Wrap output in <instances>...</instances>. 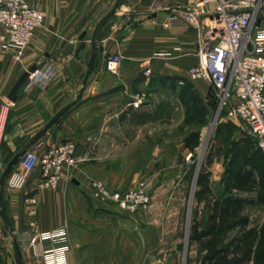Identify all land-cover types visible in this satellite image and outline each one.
I'll use <instances>...</instances> for the list:
<instances>
[{"label":"crops","instance_id":"0c3cea01","mask_svg":"<svg viewBox=\"0 0 264 264\" xmlns=\"http://www.w3.org/2000/svg\"><path fill=\"white\" fill-rule=\"evenodd\" d=\"M29 1L43 12L44 22L24 57L14 62L0 48V107L10 101L9 94L21 75L36 66V74L23 84L10 110L2 161L6 167L84 89L82 99L29 148L41 156L49 147L73 140L78 144V166L63 168L56 188L42 186L39 166L24 189L5 187L9 226L0 217V264H16L14 239L20 245L24 264H48L41 255L42 246L32 245L30 236L60 229L68 235L64 264H168L165 258L152 257L156 249L144 239V228L150 223L145 211L129 213L113 202L95 200L92 183L99 180L114 190L129 189L120 181L128 170L118 164L121 158L135 156L120 144L133 137L120 127L137 126L140 120L119 115L139 113L138 109L146 107L140 104L133 109V104L141 101L150 79L181 77L198 63L202 31L181 15L195 8L198 0H124L103 30L104 51L98 52L85 87L87 55L96 46L94 32L119 0ZM212 7L204 6L206 10ZM256 29L264 31V17L258 20ZM115 54L122 59L118 73L112 74L105 65ZM196 88L204 98L211 89L203 80L196 83ZM149 146L143 152H149ZM255 176L258 180L256 172ZM31 196L38 201L35 213L25 201Z\"/></svg>","mask_w":264,"mask_h":264},{"label":"rangeland","instance_id":"374dc122","mask_svg":"<svg viewBox=\"0 0 264 264\" xmlns=\"http://www.w3.org/2000/svg\"><path fill=\"white\" fill-rule=\"evenodd\" d=\"M199 81L191 80L188 70L177 78L150 79L140 98L141 106L146 107L138 109L139 113L119 115L140 120V125L120 127L133 137L120 142L122 149L135 155L119 159L118 166L123 164L121 169L128 170L120 181L129 188L126 190L136 182L134 189L142 182L153 184L151 205L144 210L150 223L143 233L156 249L152 257L165 258L168 264H202L207 252L202 241H190L193 227L205 230L211 223L210 216L217 214V201L233 197L243 200L241 216L226 224L214 246L233 250L244 241L245 233L253 230L255 263L264 264V201L260 199L264 193V155L253 139L241 134L238 123L227 118L225 111L220 112L211 89L206 98L199 94ZM148 146L150 151L143 152ZM253 159L259 185L252 194H245L236 189L234 175L240 167H249ZM200 174L209 175L210 179L211 192L204 201L196 199ZM243 218L248 219L247 226L243 225ZM8 239L11 247L9 234Z\"/></svg>","mask_w":264,"mask_h":264},{"label":"built area","instance_id":"2783aa9c","mask_svg":"<svg viewBox=\"0 0 264 264\" xmlns=\"http://www.w3.org/2000/svg\"><path fill=\"white\" fill-rule=\"evenodd\" d=\"M205 5L213 7L206 10ZM181 15L202 31L198 63L188 69L189 78L207 82L217 97L220 112L225 111L227 118L238 123L264 153V31L256 29L258 20L264 17V0H198L195 8ZM43 22V12L29 0H0L1 51L14 62L21 61ZM121 59L119 54L110 56L106 71L117 74ZM140 104L137 101L133 106L138 108ZM12 106L13 102L8 101L0 107V178L5 170L2 148ZM77 148L78 144L69 140L49 147L41 156L28 150L5 187L24 189L39 166L42 186L56 188L62 169L78 166ZM92 185L95 200L113 202L129 213L146 210L152 202L151 182L125 191L113 190L99 180ZM25 201L35 213L37 198L31 196ZM30 243L42 246L41 255L48 264H64L68 250L65 229L35 232Z\"/></svg>","mask_w":264,"mask_h":264},{"label":"trees","instance_id":"16d2710c","mask_svg":"<svg viewBox=\"0 0 264 264\" xmlns=\"http://www.w3.org/2000/svg\"><path fill=\"white\" fill-rule=\"evenodd\" d=\"M254 162L250 161L248 163L250 164L249 168L243 166L235 172V186L238 191L252 193L258 188L259 181L255 176L257 166ZM197 186L200 191L196 193V199L198 201L206 200L207 195L211 192L209 175L200 174L197 179ZM260 199L264 201V193L260 195ZM243 205V200L233 197H229L223 202L217 201L214 207L217 214L210 216V225L203 231H200L197 226L193 227L190 241H202L203 249L207 252L202 264H251V262L256 264V247L254 248L256 238L253 230L246 232L244 241L237 244L233 250L216 249L214 246L215 238L225 230L226 224L240 218ZM242 222L243 225H248V219L243 218ZM205 239H208V241L203 243Z\"/></svg>","mask_w":264,"mask_h":264},{"label":"water","instance_id":"95a60500","mask_svg":"<svg viewBox=\"0 0 264 264\" xmlns=\"http://www.w3.org/2000/svg\"><path fill=\"white\" fill-rule=\"evenodd\" d=\"M123 3L124 0H119L114 6V8L106 15V17H104V19L100 21V23L96 27V30L93 35V42L96 46L87 55L89 70L84 80V87L86 86L89 77L91 76L92 72L95 69V61L98 52L102 53L104 51L103 45L101 44V39L104 34L103 30L105 26L116 17V14L119 11V9L122 7ZM84 47L85 46H83V48ZM35 70H36V66H33L31 69H29L28 71H26L21 75V77L17 80V82L15 83L9 94L10 101L12 102L17 101L18 91L21 89V87L26 82V80L30 77V74L33 73ZM83 91L84 89L80 91V94L75 102L60 110L55 115V117L46 125L43 131L37 134L34 137V139L23 149H21L14 157H12V159L6 165L5 170L0 178V217L2 218L6 227L9 226V220L6 214V208L4 202L6 180L13 172L14 168L18 166L21 157L29 150V148L33 146L37 141H39L42 138V136L45 135L49 130H51L70 111V109L82 99ZM12 245H13L14 259L16 264H24L22 252L20 249V245L18 244V241L14 239Z\"/></svg>","mask_w":264,"mask_h":264},{"label":"bare ground","instance_id":"6f19581e","mask_svg":"<svg viewBox=\"0 0 264 264\" xmlns=\"http://www.w3.org/2000/svg\"><path fill=\"white\" fill-rule=\"evenodd\" d=\"M205 149V148H204Z\"/></svg>","mask_w":264,"mask_h":264}]
</instances>
